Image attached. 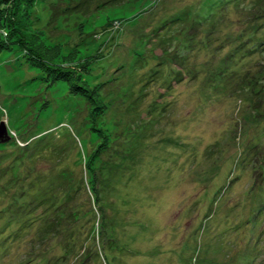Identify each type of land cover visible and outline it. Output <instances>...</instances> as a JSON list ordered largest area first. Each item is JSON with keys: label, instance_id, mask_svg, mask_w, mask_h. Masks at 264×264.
<instances>
[{"label": "rangeland", "instance_id": "1", "mask_svg": "<svg viewBox=\"0 0 264 264\" xmlns=\"http://www.w3.org/2000/svg\"><path fill=\"white\" fill-rule=\"evenodd\" d=\"M55 1L41 0L24 32L58 56L57 78L100 47L133 64L107 71L120 94L113 106L107 94L95 123L73 93L81 87L25 71L31 54L11 41L0 52V123L22 135L0 145V264H264V0H112L85 20L96 32L86 55L78 37L54 44L38 29ZM84 1L94 10L105 0ZM66 130L90 154L50 155L48 139ZM94 151L104 171L95 184L81 178ZM133 151V180L118 186ZM65 199L82 213L66 250L39 235Z\"/></svg>", "mask_w": 264, "mask_h": 264}, {"label": "trees", "instance_id": "2", "mask_svg": "<svg viewBox=\"0 0 264 264\" xmlns=\"http://www.w3.org/2000/svg\"><path fill=\"white\" fill-rule=\"evenodd\" d=\"M40 1H38V0H0V52H2L4 50H11L12 49L11 43L17 44L15 46H17L18 50L22 51V55H26V57H27V55H29V53L31 54V57L28 56L26 58V61L30 60L32 62L30 64L26 63L23 66V69H25V71H28V70L30 71L33 68H39L40 72L43 71L44 74L46 73V76L49 75L47 78L50 81L48 83L50 85V87H52V85H54V83H56V82H58V83L59 82H61V83L65 82V83H71V84L73 83L72 86L81 87L80 90L74 91V89H72V88H70V90L72 89L74 94H77V95L83 97V99H85V101L88 103V104L86 103V106L91 107V109H88V112L84 115L83 118L85 120L86 119L89 120L91 117H93L95 119V123H97L98 120L96 117H98V116L103 117L106 113V109L104 107L108 106V109H109L111 106V104L106 103V101L110 100L112 103V106H113V104L116 103L114 100V96L116 95L118 97V95L120 94L119 91H111L112 84L110 85L111 81L117 80L116 77L118 75L112 76V74H110V72H107V71L111 67H114L116 71L118 69L123 70L126 67V64H128V63L133 64V60L128 59L126 57L120 58L118 56H113L112 53H114V52L111 50V48H109L106 52L104 50L100 51V49H101V47H100V48H98V50H96L95 53L92 52V53L88 54L89 61L85 58L88 62L80 63V65H78L75 68L77 70L80 69V71H78V73L76 75H74V72L72 69H67L68 70L67 72L61 71L60 72V78H57L56 77L57 76L56 71H58V70H56L53 67L54 65H52V64L55 63V60L58 56H55L54 52H52V51L46 52V53H48L47 58L49 60L51 59V61L46 60V58H45L46 53H44L43 50H42L43 52H41L42 47H45V46H42L43 43L37 42L35 40L36 38L34 39L35 40L34 41L31 38L32 36H29V35L25 34V32H24V28L26 27L25 21L32 19L30 14H32V12L35 11V7ZM111 1L112 0H105L103 2L97 3L94 10H92L90 7L88 8V6H86L87 2L84 0H75L74 5H72V6L67 5L65 8H62L63 4H67L65 0H56L55 2L50 3L51 9H52L51 10V18L48 22L46 29L43 30V29H40L39 27H38V29L42 31L41 33H45L48 35L50 34L52 36L51 38L53 39L52 41L54 44L62 43L63 42V36H64V40L74 39L75 37H78L79 43H78V41H75V42H77L76 46L80 44V46L78 47L79 48L78 50H80L81 53L86 55V53H88L87 51L93 50L92 46L95 45L94 41L96 38L94 39V37H95L96 32L94 31V32L90 33L89 31L86 30V27H85L86 25H84V24H86L85 20L92 18L94 13H95L94 11L97 10V8H99L103 5H107V3H111ZM70 8H74L75 10L72 13H68L67 11ZM84 9H86V10H84ZM60 11H62L63 14L59 15ZM29 17L31 19H27ZM77 17H79V19ZM57 18H58V20H56ZM66 18L69 19V21L73 20V23H72L73 25L67 24ZM38 19L40 21L39 17H38ZM53 22H55V23L58 22V25H56V27H55V28H58V30L67 29V28H65V25L66 24L70 25V27L68 28L70 31H68L67 33H64L61 37H60V35H58L57 37H53L54 31H55V28L53 30H51L52 25L54 26ZM5 30L8 33V35H7L8 37H6V38L3 37V33L6 34ZM7 38H8V40H7ZM10 41H11V43H10ZM65 43H68V41H66ZM62 44H64V43H62ZM67 48H69V47H67ZM72 51L73 50H70V52H72ZM70 52L68 51V49H66L64 54L68 55ZM136 53H139V51L134 52L133 55H136ZM96 70H98L99 72H97ZM61 75H63V76H61ZM36 78H38V77H36ZM83 82L86 83L87 85H89L90 88L89 87H87V88L83 87V86H85ZM84 89L85 90L87 89L88 92L85 91ZM107 94L111 95L110 96L111 98H109V100H107V97H106ZM126 98H128V100H129L131 97H126ZM48 101H49V99H47L46 101H43L42 104H46ZM107 104H109L110 106ZM88 113H89V116L87 117ZM18 128L15 131L16 135H14L13 133L10 132V136H11V139L13 141H15V138H19L20 136H22V135L18 134V132H17ZM65 129H67V128L65 127ZM144 129L146 130L148 128L145 126ZM62 130H63V128H62ZM46 131H48V130H46ZM78 131L80 132L81 129L79 128ZM66 133L68 136H64L65 138H59L58 137L57 139H54V137H50L48 139V142L52 145V149L50 150L49 154L52 156H55V157H57V156H60V157L64 156L66 158L69 157L71 160L72 156H69V155L70 154L72 155L71 152H72V150H74L75 154L79 155V157L82 159H83V154H85L87 156L89 153V148L87 146L88 140L87 139L85 140L84 137L81 136V139H82L81 141L83 143L82 149H83L84 153L82 151L81 154H78L75 150V145H76L77 140H73L72 134H69L68 131ZM23 134H24V132H23ZM81 135H82V133H81ZM50 139H53L54 141H52ZM8 142H6V144ZM89 143H90V140H89ZM0 145H1V143H0ZM100 146H101V144H99V148H100ZM97 150H98V148H96V151ZM135 154L136 153L133 151L131 154L132 156L128 159L130 162V166L126 167V168H130L129 169L130 176H128V179L125 180V179H123V177H125L127 175L119 174L118 180L116 182L117 185L119 183V180H121V182L123 180L124 184L125 183L128 184L129 182L131 183V181L133 180L132 177L135 174V168H136L134 166L135 159L133 157V155H135ZM93 155H96L95 151L93 152ZM80 158H79V160H80ZM99 159H100V157L98 155H96L94 160L90 159V162H86V165L84 166V168H88V169L87 170L81 169L82 170V175H81L82 179L89 178L91 176V174L93 173L92 181H93V184H95L97 175L104 172L102 169L99 173V169L101 166L100 165L101 160H99ZM97 161L98 162L100 161L99 165H98ZM64 162H67V161H63V163ZM73 162L75 164V158H74ZM77 164L82 167V163H77ZM19 167L20 166H18V168ZM133 172H134V174L132 175ZM73 195L75 198V194H73ZM56 203H57V201L53 203V204H55V209L49 210L50 213L44 216L45 217L44 224L46 226H45V228H43L41 230L42 233H40L39 235H51V237L54 240L61 237V240H59L60 241L59 247L66 250L68 247V245H66V244L71 242V238L76 237L77 233L80 234V232L82 231V229H80L81 227L79 228V225H78V222L81 223L82 213L79 210L75 209L76 205L78 203H73L71 200L69 201V200L65 199V202L60 204V206H58V207H57ZM87 214H89V213H87ZM67 236L70 237V240H67ZM72 254H74V253H72ZM107 255L109 256V253H106V257H107ZM107 259H108V257H107Z\"/></svg>", "mask_w": 264, "mask_h": 264}, {"label": "water", "instance_id": "3", "mask_svg": "<svg viewBox=\"0 0 264 264\" xmlns=\"http://www.w3.org/2000/svg\"><path fill=\"white\" fill-rule=\"evenodd\" d=\"M11 138L5 121L0 123V143L7 142Z\"/></svg>", "mask_w": 264, "mask_h": 264}]
</instances>
